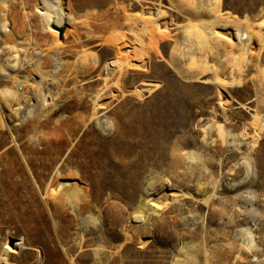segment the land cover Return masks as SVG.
Returning a JSON list of instances; mask_svg holds the SVG:
<instances>
[{
  "label": "rangeland",
  "instance_id": "obj_1",
  "mask_svg": "<svg viewBox=\"0 0 264 264\" xmlns=\"http://www.w3.org/2000/svg\"><path fill=\"white\" fill-rule=\"evenodd\" d=\"M43 1L0 0V264H264V0Z\"/></svg>",
  "mask_w": 264,
  "mask_h": 264
},
{
  "label": "bare ground",
  "instance_id": "obj_2",
  "mask_svg": "<svg viewBox=\"0 0 264 264\" xmlns=\"http://www.w3.org/2000/svg\"><path fill=\"white\" fill-rule=\"evenodd\" d=\"M182 1L187 2V3L189 2V0H178L177 2L179 3V2H182ZM60 6H62V8H60ZM36 12L43 19V21L46 22V26L48 27L49 31L53 35H56V33H58V32L54 28H52V26L60 27V26L63 25V23H65L64 20L66 18L68 19L70 17L69 14H68L67 7L60 0H55L53 2L43 1V3L41 4V7L39 9H37ZM56 17H57V19H58V17L62 18L63 21L62 22H59V21L57 22V20L55 21ZM227 34H229V33H227ZM231 34H232L233 37L234 36L235 37L238 36V33H236V32L235 33H231ZM223 36L228 41H230V38L227 37L228 35L227 36L223 35ZM253 37H255V36H253ZM258 37L259 36L256 35V37L254 39V41H256V43L259 40ZM122 61H123V59H122ZM118 63H119L118 61H116L113 64L112 63H107V64L104 65V70H106L109 73V72H111L113 70L114 65H118ZM123 63H125V62H123ZM133 65H135V64H132L130 66H133ZM138 66H137V68L139 69L140 67H138ZM133 67H135V66H133ZM142 70H143V68H142ZM262 121H263V123H262L261 127H264V120H262ZM61 182H63V183H61ZM70 185H71L70 181L61 179L54 185V187L51 190L54 193H59V192L65 190L67 187H70ZM53 236L56 239H59L60 236H61V233L58 232L54 227H53ZM25 239L26 238H24V240ZM27 243H28V241H27ZM8 248H9V250H8L9 253H16V250L14 249V248H16V243H15L13 248L12 247H8Z\"/></svg>",
  "mask_w": 264,
  "mask_h": 264
},
{
  "label": "water",
  "instance_id": "obj_3",
  "mask_svg": "<svg viewBox=\"0 0 264 264\" xmlns=\"http://www.w3.org/2000/svg\"><path fill=\"white\" fill-rule=\"evenodd\" d=\"M60 8H62V6H60ZM52 28H54L58 32V37L61 39L64 33V27L63 26H60V27L52 26Z\"/></svg>",
  "mask_w": 264,
  "mask_h": 264
}]
</instances>
